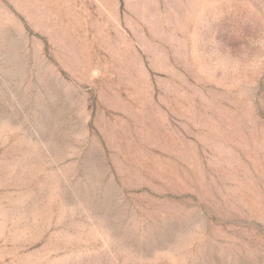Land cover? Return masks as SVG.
Returning a JSON list of instances; mask_svg holds the SVG:
<instances>
[{
  "label": "rangeland",
  "instance_id": "obj_1",
  "mask_svg": "<svg viewBox=\"0 0 264 264\" xmlns=\"http://www.w3.org/2000/svg\"><path fill=\"white\" fill-rule=\"evenodd\" d=\"M0 264H264V0H0Z\"/></svg>",
  "mask_w": 264,
  "mask_h": 264
}]
</instances>
